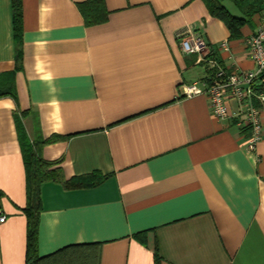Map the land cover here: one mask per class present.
Instances as JSON below:
<instances>
[{
	"label": "crops",
	"instance_id": "crops-1",
	"mask_svg": "<svg viewBox=\"0 0 264 264\" xmlns=\"http://www.w3.org/2000/svg\"><path fill=\"white\" fill-rule=\"evenodd\" d=\"M88 2L21 0L16 34L13 0H0V264L26 263L19 122L65 181L102 179L41 186L39 256L99 244V264H264V139L248 152L249 132L180 93L207 75L182 36L201 34L224 66L249 70L261 15L221 0L246 21L232 38L204 0H103L96 25L80 10Z\"/></svg>",
	"mask_w": 264,
	"mask_h": 264
},
{
	"label": "built area",
	"instance_id": "built-area-1",
	"mask_svg": "<svg viewBox=\"0 0 264 264\" xmlns=\"http://www.w3.org/2000/svg\"><path fill=\"white\" fill-rule=\"evenodd\" d=\"M256 32L245 42L248 56L253 64L249 70L226 67L212 53V47L202 35L191 31L182 36L180 46L184 54L199 56L206 68V77L198 82L181 86L180 93L186 98L206 96L210 113L219 121L234 124L240 131L249 132L246 150L253 153L264 139V10ZM230 53L229 42L217 45ZM7 217L0 207V225Z\"/></svg>",
	"mask_w": 264,
	"mask_h": 264
},
{
	"label": "trees",
	"instance_id": "trees-1",
	"mask_svg": "<svg viewBox=\"0 0 264 264\" xmlns=\"http://www.w3.org/2000/svg\"><path fill=\"white\" fill-rule=\"evenodd\" d=\"M239 8L244 11L246 16L251 17L253 14H261L264 10V1L251 0L252 9L247 11L243 7V2L246 0H234ZM94 7L90 2L80 5V10L85 17L87 25H96L105 22L107 14L98 17L93 13L95 7L104 6L103 0H94ZM210 14L223 21L231 32V37L238 36L239 27L246 21L237 19L230 15L226 8L222 5L221 0H204ZM14 9V28L16 34L21 31L22 14L21 0H13ZM19 138L22 143L24 167L26 174V208L24 210L27 220V249L25 264H99L100 260V245L99 244H83L70 245L64 247L53 254L47 256H39L37 250L38 243V226L39 215L41 211L40 189L46 182H57L64 185L66 189H84L98 185L101 178L97 174L90 176L72 179L65 181L59 168H55L56 163L46 162L39 154L19 122ZM54 139L51 138L45 143H51Z\"/></svg>",
	"mask_w": 264,
	"mask_h": 264
}]
</instances>
